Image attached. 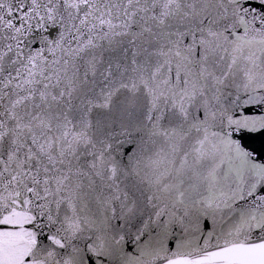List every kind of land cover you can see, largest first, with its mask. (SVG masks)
Masks as SVG:
<instances>
[{
    "label": "snow or ice",
    "instance_id": "obj_1",
    "mask_svg": "<svg viewBox=\"0 0 264 264\" xmlns=\"http://www.w3.org/2000/svg\"><path fill=\"white\" fill-rule=\"evenodd\" d=\"M0 264H264V0H0Z\"/></svg>",
    "mask_w": 264,
    "mask_h": 264
}]
</instances>
